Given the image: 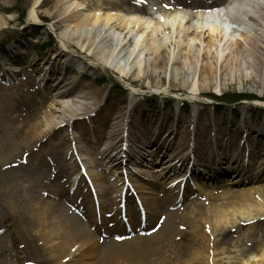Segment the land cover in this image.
<instances>
[{
  "label": "rangeland",
  "instance_id": "obj_1",
  "mask_svg": "<svg viewBox=\"0 0 264 264\" xmlns=\"http://www.w3.org/2000/svg\"><path fill=\"white\" fill-rule=\"evenodd\" d=\"M106 1L112 0H39L38 3L37 0H0V178L5 173V166L12 158L26 157L22 151L25 145L22 133L34 120L41 124L37 131L39 136L52 127L59 129L56 136L49 138L52 144L59 145L62 135L70 138L64 145L60 144L56 150L58 154L50 151L46 162L59 160L70 165L78 164L68 171L69 177L66 182L61 179L57 182L58 187H53L55 183L49 184L51 175L48 170L42 174L34 171V175L38 174L39 178L41 175L45 177L44 183L25 182L28 176L18 180L15 176L12 184L5 188L0 185V264H33V256L25 247L24 240L16 228L14 215L1 197L3 190L11 189L15 193L18 192L19 200L25 197H29L30 200L37 197L41 201L56 202L55 195L44 196L45 189L50 185L53 192H68L72 195L75 193V197L80 200L99 203L105 199L101 197L102 191L111 187V196L116 205L125 209L133 208L136 215L146 217L149 211L145 209V206L152 205L155 200L162 197L158 191V194H151L144 189L147 181L154 187L164 190V197L176 198L169 211L179 212L181 219L177 225L176 234L161 250L159 257L149 264H189L194 256L198 258L195 260L197 264L207 263V258L214 260L216 264H232L237 258H246L253 245L264 241V224L256 225L257 232L251 235V228L246 225L250 221L247 213L254 214V211L234 200L220 199L209 202L207 197L219 192H232L237 189L257 187V185L243 182L238 186H231L226 177L214 175L210 170L218 168L221 172L231 175L239 173L244 177L254 176L259 169L264 168V164L261 163L264 160L262 157L264 150L256 153L253 158H249L246 157L247 152L241 154L236 151L233 154L229 147L226 152L211 148L210 160L207 163L199 162L200 157L206 156L198 146L196 148L194 146L195 157L189 159L186 164L178 162L179 154L175 155L184 148V145L176 148L180 146L177 145L180 143V138H182L181 142L183 138H190L191 145L195 141L207 145V139L210 136L219 139L223 144L233 143L240 136L242 137V134L248 136L247 139L255 140L253 134L264 130V86L254 82L248 85L240 82L230 83L227 80V84L220 91L208 90L194 95L197 91L194 71L186 69L184 72H178L168 64L162 71L149 69L155 76V81L148 83L140 80L138 85L131 86L122 77L125 74L132 76L134 55L131 52L118 51L116 41L104 39L102 26H87L76 32L72 25L56 23L51 18L54 11L62 10L68 4L71 5L70 9L91 15L96 12L93 11V6L101 5ZM150 1H142V5L146 7L149 14H138L137 17L146 24L152 22L161 24L157 16L168 12L169 6L162 0ZM199 8H191L188 13L196 12ZM32 12L39 18L31 19ZM98 13L103 16V12ZM223 17L226 15H223L222 19ZM227 19L232 22L229 16ZM168 27L169 25H163L156 36H162L163 31L169 29ZM149 33L150 30L147 31V34ZM128 36L132 42H135L136 37L132 30L129 31ZM138 46L142 48V43L139 42ZM174 47L176 43L172 41L170 48ZM199 49L200 54L204 53L205 48ZM113 50L112 57L107 59V54ZM105 62L110 63L109 69L104 67ZM9 67L13 70H9ZM249 73L247 71L245 76L250 77ZM161 79L162 83L159 82ZM211 80L212 84H217L218 74H212ZM183 81L191 82L190 87L195 90L188 89ZM93 84L97 88L106 89L104 97H99L95 105V109L102 108L101 116L108 117L104 119L101 127L94 130L98 131L97 135H94L92 131L83 134L81 130H75L72 124L78 121L76 119L78 116L75 114L79 105L75 107L70 100L58 98L60 89L73 87L79 91L82 87L89 89ZM225 95L250 97H244L235 102H221L217 99ZM40 101L44 105L36 115H33V106ZM88 103L92 104L94 101L89 100ZM114 112L117 115H112L115 114ZM199 112L202 115L200 122L197 121ZM47 115L50 116L48 122H46ZM116 116L119 117L120 122L116 130V135L120 134L118 139L127 142L130 150L134 149V153L137 147H140L144 155L139 157V161H133L131 156L125 157V154L118 156L117 158L120 159L118 161H121L118 169L111 166L104 169L95 165V162L99 161L95 151L101 153L102 160L110 158L109 151L103 152L101 146L99 148L97 144L94 146L91 144L94 136L102 139L109 133L110 137L112 133L115 135L114 129H110L109 126L111 119ZM140 117L149 126L156 128V131L152 133L154 143L163 145L165 141L168 144L172 141L167 151L162 147L158 154L150 156L148 147L142 148L138 145L139 141L132 133L133 128L129 121L131 119L137 121ZM93 124L94 127L98 126L97 123ZM133 125L137 126V123ZM168 134L170 136H167ZM222 136H224L223 140ZM259 143L263 145L264 136L258 139ZM252 149L253 147H248L249 151ZM130 152L133 154L132 151ZM222 152L229 161L217 167V161L215 158L212 159L214 157L212 153L221 155ZM193 160H197L196 163ZM97 173L104 178L94 181L93 176ZM117 177L118 181L115 180ZM70 181H72L71 186ZM27 186L31 189L28 192L25 191ZM38 192L43 193L38 196ZM15 199H18V196ZM199 205L204 206L206 214L216 211L224 214L225 219L230 223L220 224L222 227H234L241 223L245 225L240 227L239 232L231 236L230 241L224 246L217 249L211 248L208 252L196 256L193 252H199L201 247L189 246L190 254L192 253L190 255L185 251L188 247L185 248L184 240L195 235L196 226H204L203 222L196 217ZM106 209V211L99 209L95 211L96 214L89 211L98 224V230L93 229L90 222L85 219L78 221L89 234L93 235L95 241L98 240L100 245L98 255L104 253L103 249L109 242L146 235L153 229L155 223L157 224V222L147 226L144 224L139 229L117 235L113 232L112 220L118 211L111 212L110 206ZM210 218L212 220V217ZM78 245L79 243L71 248V254L67 258L54 264H76L79 260L76 256L79 252L75 251ZM98 255L86 261L95 262L98 260Z\"/></svg>",
  "mask_w": 264,
  "mask_h": 264
},
{
  "label": "bare ground",
  "instance_id": "obj_2",
  "mask_svg": "<svg viewBox=\"0 0 264 264\" xmlns=\"http://www.w3.org/2000/svg\"><path fill=\"white\" fill-rule=\"evenodd\" d=\"M142 1L149 2L150 0L106 1L101 5L93 6L92 9L96 12L91 15L73 8L70 9L71 5L68 4L62 10L54 11L51 18L56 23L72 25L76 32L87 26H102L104 39L116 41L118 51L131 52L134 55L135 62L132 76L125 74L122 77L131 86L138 85L140 80L148 83L155 81L156 78L149 69L157 72L162 71L167 64L178 72H184L186 69L194 71L197 82V91L194 95L208 90L220 91L227 84V80L230 83L240 82L243 85H248L254 82L264 86V0H162L169 7L168 12L159 15V17L157 16L161 24L158 22L146 24L137 17L138 14H149L146 7L142 5ZM38 2L39 0H37ZM149 3L151 4L152 2L150 1ZM200 6L201 8L197 9L201 10L200 12L188 13L191 8H199ZM212 7L222 8L225 13L221 14L219 11H213L211 10ZM100 11L103 12V16L98 13ZM230 11L233 13L230 14ZM223 15H226V17H223L224 19H222ZM228 16L232 18L233 23L230 20L228 21ZM30 17L33 20L39 18L34 12L30 14ZM165 24L169 25V29H165L162 36H156ZM130 30L136 37L135 42H132L128 36ZM148 30H150L149 34H147ZM168 41L169 45H167ZM172 41L176 43L174 48H170ZM139 42L142 43V48L138 46ZM200 47L205 48L202 54L198 51ZM81 48L83 49L82 45ZM113 53L114 50L110 51L107 54V59L111 58ZM109 65V62H105L104 67L109 69ZM9 70H13V68L9 67ZM247 71L250 72V77L245 76ZM214 73L218 74V83L215 85L212 84L211 80V75ZM159 82L162 83L163 80L161 79ZM183 83L186 84L188 89L195 90L190 87L191 82L183 81ZM105 93V88H97L94 84L89 89L82 87L79 91L73 87L58 90V98L60 100H70L75 107L79 105L75 114L78 116L76 118L78 121L72 124L75 130H81L83 134H88L90 131L94 135L98 134V131L94 130L101 127L103 121H105L104 119L108 117L105 115L101 116L102 108L95 109V105L99 97H104ZM89 100H93L94 103H88ZM43 105L42 101L35 103L33 115H36ZM114 113L112 115H117L116 112ZM47 116L46 122H48L50 117L49 115ZM118 118L116 116L111 119V125L109 126L110 129H114L115 135L120 124ZM201 118L202 115L199 112L197 121L200 122ZM129 122L133 128L132 133L135 134L139 141L138 145L142 148L148 147L150 156L158 154L162 147L167 151L172 144V141H169V144L165 141L163 145L154 143L152 133L156 131V128L149 126L141 117L137 121L131 119ZM93 123H97L98 126L94 127ZM136 123L137 126L133 125ZM40 125V122L34 120L29 123L27 129L22 133V139L25 144L22 147V151L26 154V157L12 158L5 166V173L0 178V185L3 188L12 184L15 181V176L17 180L23 178V176H28L25 182L39 181L44 183L45 177L41 175L40 179L38 174L44 173L45 170H48L50 172L49 175H51L49 184L55 183L53 187H58L57 182L60 179L66 182L69 177L68 171L78 166V164L70 165L59 160H55L56 163L54 161L51 163L46 162L48 153L53 151V153L58 154L56 150L60 147V144L64 145L70 138L67 135H62L61 143L54 145L49 141V138L56 136L59 129L52 127L42 136H39L37 131ZM109 135L110 133L106 135V138L102 139L94 136L92 145L97 144L99 148L100 146L105 148ZM253 135L256 138L255 140L247 139L248 136L242 134V137L240 136L233 143L225 144L219 139L210 136L207 139V145L206 143L200 144L197 141L191 145L190 138H183V142H181L182 138H180V143L177 144L180 146H176V148H180L181 145H184V148L177 152L175 156L179 154L178 162L186 164L189 159L195 157L194 146L195 148L198 146L199 150L203 151L206 156L200 157L199 162L207 163L210 160L211 148H217L218 151L221 149L226 152L229 147L233 154L236 151L241 154L247 152L246 157L253 158L256 153L264 150V143L263 145L262 143L261 145L260 143L258 144V139L264 136V130H259ZM116 136L118 137V135ZM167 136H170V134ZM117 137L114 138L116 139ZM127 144L123 139L116 141L115 148L111 152L113 154L112 158L108 160H102L101 153L95 151L96 156L99 158L95 165L104 169L110 168V166L118 169L121 161H118L116 157L124 154L125 157L131 156L133 161H139V157L143 154L142 149L136 146L137 149L134 153V149L130 150ZM249 146L253 147L251 151L248 150ZM212 156H214L212 159L215 158L217 161V167L229 161L224 152L221 155L212 153ZM193 161L196 163L197 160ZM261 163L264 164V160ZM212 166H214V163H212ZM34 171L35 173L39 171L37 176L34 175ZM210 171L214 175L226 177L227 181H229L228 184L231 186H238L243 182L257 185V187L237 189L232 192H219L207 197L209 202L220 199L234 200L254 211V214L247 213V218L250 221L246 225L251 228L250 234L255 235L257 232L255 226L264 224V168L262 170L259 169L256 175L250 177L241 176L239 173L231 175L224 171L221 172L218 168ZM103 178L100 173L93 176L94 181H100ZM115 180L118 181L119 178L117 177ZM33 185L35 186V183ZM71 185L72 181H70ZM146 185L144 189L151 194H162V197L155 200L152 205L145 206V209L149 211L146 217L136 215L133 208L127 207L125 209V207L116 205L115 200L111 196V187L102 191L101 197L105 199L99 203H89L80 200L75 197V193L72 195L68 192H53L50 185L45 189L44 196L55 195L57 198L56 202L54 200L41 201L37 197L31 200L29 197L19 200L18 192L15 193L11 189L3 190L1 197L7 208L14 215L16 228L24 240L25 247L33 256V264L58 263L71 254V248L77 243L79 245L75 251L79 252V255H76L79 260L76 264H149L159 257L161 250L176 234L177 225L181 222V219L179 212L169 211L170 206L176 200L175 197H164V190L154 187L148 181ZM225 186L227 185L225 184ZM30 190L28 186L25 188L27 192ZM14 193L17 195L15 196ZM41 193L43 192H38V196ZM17 196L18 199H15ZM108 206H110L111 212L118 211V214L112 220L113 232L117 235L139 229L144 224L146 226L155 222L157 224L155 223L153 229L146 235H136L132 239L109 242L103 249L104 253L98 255L100 251L98 240L95 241L92 237L93 235L89 234L87 229L79 224L78 221L85 219L90 222L93 229L98 230V224L93 220L89 211L96 214L95 211L99 209L100 211H106ZM206 213L204 206L199 205L197 207L196 217L203 222L204 226H196L195 235L192 238L183 239L186 242L185 248L188 247L185 251L189 254L191 252L189 251V246L201 247L199 252H193L196 256L208 252L211 248L217 249L224 246L230 241L231 236L238 233L240 227L245 225V223H241L234 227H222L220 224L225 223L227 225L230 223L225 219L224 214L220 211L211 214L210 212L209 214ZM210 217H212V220ZM55 240L57 242L54 243ZM73 255L75 256V254ZM97 255L98 260H95V262L86 261L91 257L96 258ZM197 259L195 256L192 257L189 264H197L195 263ZM207 261L205 264H216L214 260L209 258H207ZM234 261L232 264H264V241L253 245L246 258H237Z\"/></svg>",
  "mask_w": 264,
  "mask_h": 264
},
{
  "label": "trees",
  "instance_id": "obj_3",
  "mask_svg": "<svg viewBox=\"0 0 264 264\" xmlns=\"http://www.w3.org/2000/svg\"><path fill=\"white\" fill-rule=\"evenodd\" d=\"M249 98L250 96H246V95H225V96H222L221 98H217L219 101L221 102H235L237 100H240L241 98ZM215 99V97H213ZM254 98V97H253ZM252 99V97H251Z\"/></svg>",
  "mask_w": 264,
  "mask_h": 264
}]
</instances>
